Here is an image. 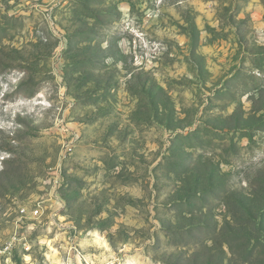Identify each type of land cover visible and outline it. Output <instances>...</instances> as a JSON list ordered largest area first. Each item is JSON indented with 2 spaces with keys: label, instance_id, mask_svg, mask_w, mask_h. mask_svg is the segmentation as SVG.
Returning <instances> with one entry per match:
<instances>
[{
  "label": "rangeland",
  "instance_id": "obj_1",
  "mask_svg": "<svg viewBox=\"0 0 264 264\" xmlns=\"http://www.w3.org/2000/svg\"><path fill=\"white\" fill-rule=\"evenodd\" d=\"M10 242L2 264H264V0H0Z\"/></svg>",
  "mask_w": 264,
  "mask_h": 264
},
{
  "label": "built area",
  "instance_id": "obj_2",
  "mask_svg": "<svg viewBox=\"0 0 264 264\" xmlns=\"http://www.w3.org/2000/svg\"><path fill=\"white\" fill-rule=\"evenodd\" d=\"M38 212H39V210L36 209V210L33 211L32 213H33V215H36ZM12 244H13V243L10 242V243H8V244H6V245H4V246H2V247L0 248V264H2L4 258H5L7 255L10 254Z\"/></svg>",
  "mask_w": 264,
  "mask_h": 264
}]
</instances>
